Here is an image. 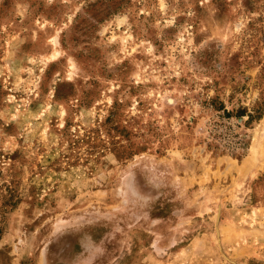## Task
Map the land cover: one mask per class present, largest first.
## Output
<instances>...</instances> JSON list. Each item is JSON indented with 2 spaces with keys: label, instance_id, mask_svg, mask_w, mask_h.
<instances>
[{
  "label": "rangeland",
  "instance_id": "obj_1",
  "mask_svg": "<svg viewBox=\"0 0 264 264\" xmlns=\"http://www.w3.org/2000/svg\"><path fill=\"white\" fill-rule=\"evenodd\" d=\"M0 264H264V0H0Z\"/></svg>",
  "mask_w": 264,
  "mask_h": 264
}]
</instances>
